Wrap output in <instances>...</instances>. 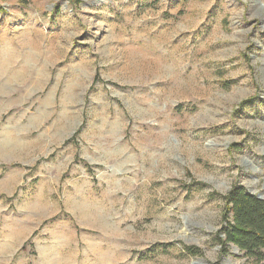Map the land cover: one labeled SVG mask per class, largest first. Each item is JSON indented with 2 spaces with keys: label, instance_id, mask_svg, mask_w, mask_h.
Instances as JSON below:
<instances>
[{
  "label": "rangeland",
  "instance_id": "374dc122",
  "mask_svg": "<svg viewBox=\"0 0 264 264\" xmlns=\"http://www.w3.org/2000/svg\"><path fill=\"white\" fill-rule=\"evenodd\" d=\"M235 185L264 197V0H0V264H242Z\"/></svg>",
  "mask_w": 264,
  "mask_h": 264
},
{
  "label": "trees",
  "instance_id": "16d2710c",
  "mask_svg": "<svg viewBox=\"0 0 264 264\" xmlns=\"http://www.w3.org/2000/svg\"><path fill=\"white\" fill-rule=\"evenodd\" d=\"M224 200L221 245L237 247L246 258L242 264H264V199L235 185Z\"/></svg>",
  "mask_w": 264,
  "mask_h": 264
},
{
  "label": "bare ground",
  "instance_id": "6f19581e",
  "mask_svg": "<svg viewBox=\"0 0 264 264\" xmlns=\"http://www.w3.org/2000/svg\"><path fill=\"white\" fill-rule=\"evenodd\" d=\"M16 54V53H15ZM9 65V64H8ZM4 69V68H3ZM2 69V70H3ZM10 69H12V68H10ZM19 71H21V70H19ZM13 72V71H12ZM26 72V71H25ZM16 76V75H15ZM21 76V75H20ZM19 78V77H18ZM14 80H16V79H14ZM25 97V96H24ZM7 133V132H6ZM6 135V134H5ZM18 145V144H17ZM22 145V144H21ZM23 146V145H22ZM20 147V146H19ZM39 200H41L40 198H39ZM68 202H69V200H68ZM38 203V202H37ZM39 203H41L40 201H39ZM38 203V204H39ZM42 204V203H41ZM43 206V205H42ZM73 206H74V204H73ZM37 208V207H36ZM36 208H34V209H36ZM44 208H45V206H44ZM87 216V215H86ZM90 215H88V217H89ZM94 216V215H93Z\"/></svg>",
  "mask_w": 264,
  "mask_h": 264
},
{
  "label": "water",
  "instance_id": "95a60500",
  "mask_svg": "<svg viewBox=\"0 0 264 264\" xmlns=\"http://www.w3.org/2000/svg\"><path fill=\"white\" fill-rule=\"evenodd\" d=\"M258 197H260V198L264 199V197H263V196H261V195H258ZM233 249H234V251H235V252H238V248H237V247H234Z\"/></svg>",
  "mask_w": 264,
  "mask_h": 264
}]
</instances>
